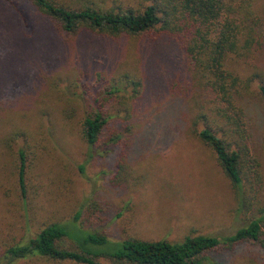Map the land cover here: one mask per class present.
Returning a JSON list of instances; mask_svg holds the SVG:
<instances>
[{
    "label": "rangeland",
    "instance_id": "1",
    "mask_svg": "<svg viewBox=\"0 0 264 264\" xmlns=\"http://www.w3.org/2000/svg\"><path fill=\"white\" fill-rule=\"evenodd\" d=\"M57 1L101 9L139 2ZM255 4L263 13L264 0ZM232 64L244 76L257 71L264 78V50L251 62ZM187 68L181 49L164 35L112 39L60 32L27 1L0 0V253L50 222L65 224L70 238L62 245L73 247L74 241L98 254L119 250L127 238L180 242L188 234L226 236L244 225L254 209H238L214 153L189 131L204 96ZM125 73L143 83L129 112L111 98L102 104ZM186 85L184 93L179 87ZM258 85L254 80L243 104L250 147L261 164L257 197L264 205V100ZM96 110L108 120L97 144L89 146L81 123ZM20 152L26 155L23 189ZM94 231L104 233L106 242L84 244ZM211 263L264 264V247L243 243L212 251L205 264ZM14 264L79 263L31 257Z\"/></svg>",
    "mask_w": 264,
    "mask_h": 264
},
{
    "label": "trees",
    "instance_id": "2",
    "mask_svg": "<svg viewBox=\"0 0 264 264\" xmlns=\"http://www.w3.org/2000/svg\"><path fill=\"white\" fill-rule=\"evenodd\" d=\"M25 1L60 32H90L112 39L122 35H164L174 41L185 56L193 84L204 96L196 102L189 131L214 153L238 209L244 214L254 211L244 225L226 236L188 234L180 242L127 238L121 241L119 250L106 254L85 250L83 244L74 241L73 247L62 245L63 239L70 238L65 224L50 222L26 241L5 247L0 253V264L31 257L79 264H103L99 257L111 264H205L212 251H232L243 243L264 247V205L257 197L261 164L250 147L243 104L256 79L264 100V78L257 71L244 76L232 64L237 60L251 62L264 50V6L263 13H259L256 0H139L137 6L119 4L106 9L89 4L73 7L57 0ZM120 80V85H111L97 99L102 97L105 104L111 98L126 105L129 112L128 105L142 94V79L125 73ZM179 88L187 93L189 87ZM107 120L108 116L99 110L83 118L81 136L89 146L97 144ZM19 155L18 178L23 189L26 155ZM77 218L75 215L73 221ZM88 233L84 244L107 240L104 233Z\"/></svg>",
    "mask_w": 264,
    "mask_h": 264
}]
</instances>
